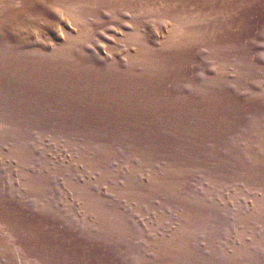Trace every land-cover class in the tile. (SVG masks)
I'll return each instance as SVG.
<instances>
[{"label": "rangeland", "instance_id": "obj_1", "mask_svg": "<svg viewBox=\"0 0 264 264\" xmlns=\"http://www.w3.org/2000/svg\"><path fill=\"white\" fill-rule=\"evenodd\" d=\"M0 264H264V0H0Z\"/></svg>", "mask_w": 264, "mask_h": 264}, {"label": "bare ground", "instance_id": "obj_2", "mask_svg": "<svg viewBox=\"0 0 264 264\" xmlns=\"http://www.w3.org/2000/svg\"><path fill=\"white\" fill-rule=\"evenodd\" d=\"M4 96H7L6 94H4ZM9 96H7V98H8ZM10 98H12V97H10ZM30 102V101H29ZM37 103V102H36ZM52 110V109H51ZM26 112V111H25ZM24 113V112H23ZM92 116V115H91ZM8 118V117H7ZM7 120V119H6ZM10 120V119H9ZM89 130V129H88ZM189 147V146H188ZM188 150V149H187ZM174 152V151H173ZM170 153V152H169ZM174 155V154H173ZM161 157V156H160ZM169 158V157H168ZM223 161V160H222ZM175 163V162H174ZM183 206V205H182ZM182 209V208H181ZM179 212H180V210H179ZM185 216V215H184ZM190 217V216H189ZM164 250V249H163ZM162 252V251H161ZM15 254V253H14ZM13 254V255H14ZM20 259V258H19ZM23 262V261H22Z\"/></svg>", "mask_w": 264, "mask_h": 264}]
</instances>
